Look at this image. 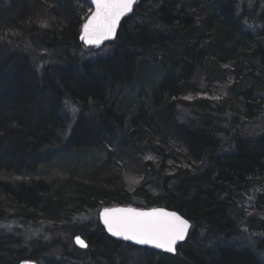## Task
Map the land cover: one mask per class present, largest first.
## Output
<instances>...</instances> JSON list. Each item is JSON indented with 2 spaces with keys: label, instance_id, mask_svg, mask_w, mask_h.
Instances as JSON below:
<instances>
[{
  "label": "trees",
  "instance_id": "obj_1",
  "mask_svg": "<svg viewBox=\"0 0 264 264\" xmlns=\"http://www.w3.org/2000/svg\"><path fill=\"white\" fill-rule=\"evenodd\" d=\"M4 2L0 264H49L20 246L33 217L60 230L62 217L111 204L171 207L195 225L192 239L223 233L205 244L214 264H264V222L252 216L264 210V0H140L104 50L114 63L94 58L93 70L79 42L88 0ZM190 247L148 254L197 264Z\"/></svg>",
  "mask_w": 264,
  "mask_h": 264
},
{
  "label": "bare ground",
  "instance_id": "obj_2",
  "mask_svg": "<svg viewBox=\"0 0 264 264\" xmlns=\"http://www.w3.org/2000/svg\"><path fill=\"white\" fill-rule=\"evenodd\" d=\"M6 1L5 7L6 10L10 9V4L7 3ZM140 1V0H139ZM247 3L249 5V7H253L256 5L257 0H246ZM89 3V0H88ZM139 3V2H138ZM137 3V4H138ZM136 4V5H137ZM10 5V6H9ZM135 5V6H136ZM134 6V7H135ZM89 8H90V12L86 15L85 19L82 21L83 23L80 26L79 29V42L80 44H82L83 49H87L85 51V56L82 55L85 64L88 65V67L93 70L95 68V66L93 65V63L90 61L91 59L95 60H102L101 64L102 65H106L108 63L113 64L114 63V58L113 57H109V56H105L106 54H95L92 53L93 51H89L88 49H96V51L98 52L101 47H103L104 45H108V43H112L117 35L113 38L108 40V42L103 43L101 46H92V45H87L86 44V40L82 39L81 37H83L85 35V31H84V26L85 24L88 23L90 17L93 15V8L89 3ZM134 9V8H133ZM133 12H131L128 16L132 15ZM127 19L124 18L123 21ZM122 24V23H121ZM56 48L60 49L61 45H62V39L61 38H56ZM109 47V46H108ZM109 50V49H108ZM34 51V50H33ZM32 50H30L29 48L27 49V55L30 56V54L33 52ZM35 52V51H34ZM36 53V59L39 58V54L37 52ZM45 54V53H44ZM108 58V59H107ZM81 61V60H79ZM78 61V62H79ZM80 66V65H75ZM83 69L80 70L79 74L81 75ZM264 119V117H263ZM262 119V121H263ZM91 123H94L92 120L90 121ZM89 122V123H90ZM89 123L85 120L84 125H86L87 127H89ZM144 163H146L147 161H150L152 163H155V159L153 158V155L146 151V154L144 155ZM155 160V161H154ZM84 207H89L86 206L85 203H83ZM94 207V206H93ZM116 208H132L134 210H160L166 213H176L178 214L180 217H182L184 220L188 221L189 224V229H188V234H186V238L182 241V243L180 245H178L175 248V255H169L166 254L164 252H158L156 250L153 249H148L145 247H138L134 244H132L129 241L120 239V238H114L112 237L106 228L103 227L102 225V219H101V213L104 212L106 209L108 210H113ZM66 212L69 211L70 209H68V207L65 208ZM148 209L145 208H140V207H136L135 205L132 204H125V205H121V204H111V205H105L102 207H98V212L95 213H83V214H77V218L73 215H71L72 221H68L65 217L63 219L62 222V229H60L59 231L61 232L60 234H52L48 235L47 237L43 234H41L39 228H41L42 226H44L45 228H48L50 225L54 226V224H46L47 221L49 222L50 219L47 217H40V218H34V220L36 221L37 225L34 228H30V229H24L23 226L19 225L18 231L21 235V239L22 241L20 246H23L24 251L26 252V257H28L29 255L32 257L34 254H37L39 257H41L43 254L45 255V261L52 263V261L54 262L56 261H61L64 260L66 261L68 264H117V259L118 257L123 259L122 264H150L151 262L154 261L153 257H149L148 252H154L157 254H165L168 255L170 257L172 256H176L177 254H179V249L182 246H190L191 247L189 249H191L192 251L194 250V252L197 254V256H199L200 258L198 259L197 264H214L216 263V261L218 260V258L216 257L217 255H212L208 249H206L205 244L208 242H212V240L215 239H220L223 236V233L217 232V231H210L209 236L204 235L203 237L200 235H197L195 237V239H192V232L193 229L195 228V225L193 224V222H191L189 219H187L182 213H178L177 211H175L173 208H168V207H164V206H154V207H148ZM71 214V213H70ZM32 218V217H31ZM96 220L97 222V228L94 229L92 222ZM95 223V222H94ZM45 224V225H44ZM55 227V226H54ZM214 230H217V228L214 227ZM18 233V232H17ZM208 237V238H207ZM77 238H79L81 241L84 242L85 246H82L80 243L77 242ZM100 246H103L104 249H106V253L102 254V250L100 249ZM42 248V254H39V252H37L34 248ZM28 255V256H27ZM73 255V256H72ZM32 260V259H31ZM30 259H23L21 260V262H19V264H21L22 262H30ZM34 263H38L36 260H32ZM184 263V262H183ZM182 263V264H183ZM154 264H160L159 262H157V260L154 261Z\"/></svg>",
  "mask_w": 264,
  "mask_h": 264
},
{
  "label": "snow or ice",
  "instance_id": "obj_3",
  "mask_svg": "<svg viewBox=\"0 0 264 264\" xmlns=\"http://www.w3.org/2000/svg\"><path fill=\"white\" fill-rule=\"evenodd\" d=\"M136 0H95L96 11L84 26L81 37L89 44L99 45L105 39L114 37L121 17L132 10ZM108 230L117 236L134 240L141 244L175 251L174 245L183 240L189 227L188 221L175 213L160 210L137 212L135 210H108L103 213ZM82 246L84 242L77 238Z\"/></svg>",
  "mask_w": 264,
  "mask_h": 264
},
{
  "label": "water",
  "instance_id": "obj_4",
  "mask_svg": "<svg viewBox=\"0 0 264 264\" xmlns=\"http://www.w3.org/2000/svg\"><path fill=\"white\" fill-rule=\"evenodd\" d=\"M139 2V0H136V2L132 5V10L130 11V12H126L122 17H121V19H120V21H119V23H118V25H117V28H116V32H115V35H114V37L116 36V35H118V29H119V27H120V25H121V23L123 22V19L124 18H126V17H128V15L131 13V12H133L134 10H133V8H134V6L137 4ZM89 3H90V5L92 6V8H93V12L95 13V11H96V3H95V0H89ZM93 13V14H94ZM114 37H109L108 39H105L104 41H102L99 45H95V44H89V43H87L86 42V44L87 45H92V46H101L103 43H105V42H108V40H110V39H113ZM117 209H124V210H129V209H131V210H134V209H132V208H116V209H113V210H117ZM135 211H137V212H153V211H157V210H151V209H148V210H141V209H139V210H135ZM103 213L104 212H102L101 213V219H102V225H103V227L104 228H106L107 229V231H108V233L112 236V237H114V238H120V239H123V240H126V241H129V242H131L132 244H134V245H136V246H140V247H145V248H148V249H153V250H156V251H158V252H164V253H166V254H169V255H175L176 254V252L175 251H168V250H166V249H163V248H159V247H156L155 245H153V244H141V243H138V242H136V241H134V240H130V239H126L124 236H117V235H114L112 232H110L109 230H108V225L107 224H105V222H104V215H103ZM175 213V212H174ZM176 214V213H175ZM177 216H179L178 214H176ZM180 217V216H179ZM182 218V217H181ZM183 219V218H182ZM188 229H189V227H188ZM188 229H187V231H186V234H188ZM185 234V237H184V239L186 238V235ZM183 239V240H184ZM183 240H179V241H177L176 243H175V245H174V248H176L178 245H180L181 243H182V241ZM21 264H38V263H34L32 260L30 261V262H22Z\"/></svg>",
  "mask_w": 264,
  "mask_h": 264
},
{
  "label": "rangeland",
  "instance_id": "obj_5",
  "mask_svg": "<svg viewBox=\"0 0 264 264\" xmlns=\"http://www.w3.org/2000/svg\"><path fill=\"white\" fill-rule=\"evenodd\" d=\"M105 49H108L106 45L101 47V49L98 52L96 51V49H94V50L88 49V50L90 52L93 51L92 53H95V54H98V53L99 54H103ZM86 50L87 49H85V51ZM263 122H264V119H263ZM263 122L261 124H259V125H253V126L251 125L250 127H252V128H249L246 132H244V134H253V132H259V130L262 128ZM137 181H138V177L137 176L136 177L135 176H129V177H127V180H126V182L128 184H130V186H135L137 184ZM257 210L258 211L254 212L252 216L258 217V219L260 221L264 222V210H262V209H260V210L257 209ZM255 217H253V218H255ZM34 227L35 226H30V228H34ZM39 230L41 231L40 233L45 235L46 237L48 235L52 236V234H60L61 233L58 228H56L54 226H51V225L48 228H45L44 226H42L41 228H39ZM43 255L45 256L46 254H43Z\"/></svg>",
  "mask_w": 264,
  "mask_h": 264
}]
</instances>
